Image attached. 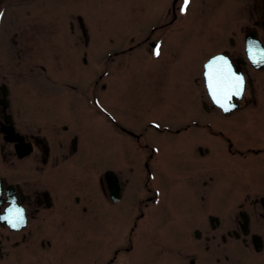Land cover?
I'll use <instances>...</instances> for the list:
<instances>
[{"label": "flooded vegetation", "instance_id": "obj_1", "mask_svg": "<svg viewBox=\"0 0 264 264\" xmlns=\"http://www.w3.org/2000/svg\"><path fill=\"white\" fill-rule=\"evenodd\" d=\"M178 1L167 9L165 25L107 53L100 80L117 79L128 66L113 62L122 54L147 45L146 56L153 59L154 51H162L163 37L153 40L152 35L178 19ZM63 2L72 11L77 8L78 0H0V264H65L73 255L86 264H264V145L242 151L225 127L239 118L256 121L264 111V84H258L264 62L258 66L248 56L252 42L264 49V0L237 5L235 29L222 39L226 47L201 64L196 82L203 94L192 104L204 117L176 130L155 127L174 135L199 129L200 139L209 142L186 149L189 163L172 167L167 175L154 164L156 148L142 142L144 133L120 128L122 142L134 140L140 150L150 151L149 157L128 162L129 170L109 178L103 174L97 182L92 172L86 188L78 181V135L69 120L57 126L63 110L52 105L57 120L40 126L21 110L23 84L37 88L47 81V55L58 70H71V77L76 68L68 69L65 61L74 62L79 51L84 68L89 66L92 35L81 29L78 14L71 15L70 31H64ZM216 55L226 57L245 84L241 99L229 96L237 106L227 112L212 103L206 89V64ZM72 97L62 100L72 104ZM212 137L222 138L224 145ZM248 155L256 158L244 164ZM116 181L117 196L112 191ZM11 208L23 212L17 228L5 219ZM159 249L165 254L156 256Z\"/></svg>", "mask_w": 264, "mask_h": 264}, {"label": "rangeland", "instance_id": "obj_2", "mask_svg": "<svg viewBox=\"0 0 264 264\" xmlns=\"http://www.w3.org/2000/svg\"><path fill=\"white\" fill-rule=\"evenodd\" d=\"M172 1L78 0L77 8L73 11L69 2H63L64 31H70L71 15H82L86 20L93 38L89 66L84 68L79 51L74 62L65 61L68 69L76 68L71 77V70H58L54 57L47 55L46 83L37 88L27 84L21 87V94L25 97L21 101V110L28 112L34 126H40L42 121L57 120H53L52 105H58L63 110L57 126L70 121L79 139L78 181L85 188L90 183L92 172L97 182V178L107 170H129L128 162L132 164L131 161L135 159L149 157L150 151L140 150L134 140L122 142L120 128L144 133L142 142L149 143L157 150L154 164L158 169L163 166L168 170L167 175L171 173L172 167L189 163L184 153L186 149L194 144L209 142L208 137L200 139L199 129L192 128L185 134L174 135L155 129L151 123H157L162 129L176 130L187 125L189 120L204 117V113L199 112V105L196 104L195 108L192 104L194 99L197 100L203 94L201 85L196 82L201 74V63L209 55L226 47L222 39H228L237 24L234 9L237 5L243 6L245 0H192L188 12H178L177 21H172L168 27L152 35L155 40L161 34L165 41L158 59H151L150 55V58L147 57L146 45L144 49L127 52L113 60L115 63H128L127 68L117 72V79L112 77L104 82L99 78L103 74L105 62H108L107 53L121 51L132 45V37L137 41L144 40L151 35L152 27L170 21L166 13L172 7ZM180 3L178 1L177 6ZM166 31H169L167 35ZM110 39L114 42L110 43ZM147 48L149 53L150 48ZM105 83L108 84L107 90L102 88ZM67 84L76 86L77 90L67 87ZM258 84L263 85L264 78ZM69 95L73 96L72 104L62 100V97ZM93 96L98 98L97 107L103 108L107 115L89 103L93 101ZM55 98H61L62 102H52ZM259 117L256 121L239 118L235 124L225 125L239 147L243 148L242 151L264 145V121L261 119L264 118V111L260 112ZM211 140L224 145L222 138L212 137ZM249 157L256 158L254 155L245 156L244 164H248ZM126 163L128 167H125ZM161 250H154V254H165ZM80 257L76 260L73 255L72 259H64V262L86 264L79 261Z\"/></svg>", "mask_w": 264, "mask_h": 264}, {"label": "snow or ice", "instance_id": "obj_3", "mask_svg": "<svg viewBox=\"0 0 264 264\" xmlns=\"http://www.w3.org/2000/svg\"><path fill=\"white\" fill-rule=\"evenodd\" d=\"M189 3L190 0H184L182 11L187 9ZM2 15L3 13H0V16ZM249 53L253 63L264 62V52H261L258 58L256 54L252 53V49L250 47ZM154 54L159 55V52L157 51ZM206 68V78L209 92L213 96L215 102L227 112L229 109L226 106V100L230 95L240 94L243 85V78L233 73L228 60L222 56L215 57L206 65ZM8 212L9 215L8 217H5V219L8 220L11 227L17 228L23 223L22 209L11 208Z\"/></svg>", "mask_w": 264, "mask_h": 264}, {"label": "water", "instance_id": "obj_4", "mask_svg": "<svg viewBox=\"0 0 264 264\" xmlns=\"http://www.w3.org/2000/svg\"><path fill=\"white\" fill-rule=\"evenodd\" d=\"M107 176H110L109 173L107 174Z\"/></svg>", "mask_w": 264, "mask_h": 264}]
</instances>
